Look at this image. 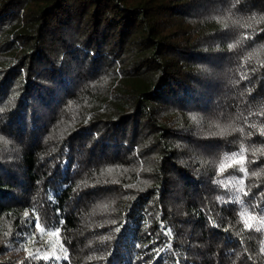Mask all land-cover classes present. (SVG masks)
Wrapping results in <instances>:
<instances>
[{
	"label": "trees",
	"instance_id": "1",
	"mask_svg": "<svg viewBox=\"0 0 264 264\" xmlns=\"http://www.w3.org/2000/svg\"><path fill=\"white\" fill-rule=\"evenodd\" d=\"M244 207L264 0H0V264H264Z\"/></svg>",
	"mask_w": 264,
	"mask_h": 264
},
{
	"label": "rangeland",
	"instance_id": "2",
	"mask_svg": "<svg viewBox=\"0 0 264 264\" xmlns=\"http://www.w3.org/2000/svg\"><path fill=\"white\" fill-rule=\"evenodd\" d=\"M242 212L246 213L244 216L245 220L248 221L249 224L255 225L256 227H260V229H264V226H261L258 221L264 218V214H259L253 210H250L249 207H244ZM255 217V219H248V217ZM38 233V243L43 245L45 249L49 252L55 251L59 249L60 241L57 235H49V231L44 229L43 227H35ZM43 229V231L41 230Z\"/></svg>",
	"mask_w": 264,
	"mask_h": 264
},
{
	"label": "snow or ice",
	"instance_id": "3",
	"mask_svg": "<svg viewBox=\"0 0 264 264\" xmlns=\"http://www.w3.org/2000/svg\"><path fill=\"white\" fill-rule=\"evenodd\" d=\"M240 155H242V152L240 153ZM225 159H226V160H231V161H236V156L233 155V156H231V157H226ZM240 163L242 164L243 161H240ZM224 169H225V164H221V166H220V171L223 172ZM241 170H243V169H241ZM241 183H242V182H241ZM239 190H242V189H239ZM27 215H28V214L25 213V216H27ZM245 215H246V213H244V212L241 213V216H242V217L245 216ZM248 219H255V217H251V216H250V217H248ZM61 223H62V222H61ZM258 223H259L261 226H264V218H262L260 221H258ZM244 226H245V228H250V227H252V225L249 224L247 220H245V222H244ZM36 227H40V223H39V218H38V217H37ZM41 230L43 231V229H41ZM257 230L259 231V230H260V227H257ZM57 234H58V232H49V235H57ZM45 258H47V257H45ZM57 258H59V257H57Z\"/></svg>",
	"mask_w": 264,
	"mask_h": 264
}]
</instances>
